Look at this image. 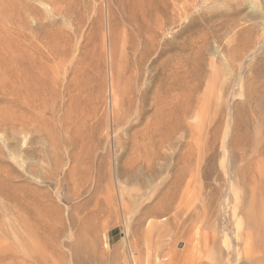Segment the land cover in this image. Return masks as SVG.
<instances>
[{"label": "rangeland", "instance_id": "rangeland-1", "mask_svg": "<svg viewBox=\"0 0 264 264\" xmlns=\"http://www.w3.org/2000/svg\"><path fill=\"white\" fill-rule=\"evenodd\" d=\"M0 264H264V0H0Z\"/></svg>", "mask_w": 264, "mask_h": 264}, {"label": "bare ground", "instance_id": "bare-ground-1", "mask_svg": "<svg viewBox=\"0 0 264 264\" xmlns=\"http://www.w3.org/2000/svg\"><path fill=\"white\" fill-rule=\"evenodd\" d=\"M137 45H132V48H134V47H136ZM114 48V47H113ZM145 48V47H144ZM147 48V47H146ZM136 49V48H135ZM146 50V49H145ZM51 52V51H50ZM110 52H111V56L113 55V50H110ZM54 54L57 56V57H59L60 55H61V53H59L58 51H55L54 52ZM64 58V57H63ZM62 68V67H61ZM122 70V69H121ZM112 97H113V104L115 105V106H117L118 105V99H117V97H116V94H115V92H112ZM71 103V102H70ZM115 109V108H114ZM119 111V110H118ZM117 118V117H116ZM169 138V135H165V136H163V140H162V143L164 144V143H166V142H168V139ZM262 141L261 140H258V144L259 143H261ZM148 168H150V166L148 167ZM257 217H258V214H256L255 212H254V210L252 209V210H250V213H249V218H250V220L251 221H255L256 222V220H257Z\"/></svg>", "mask_w": 264, "mask_h": 264}]
</instances>
